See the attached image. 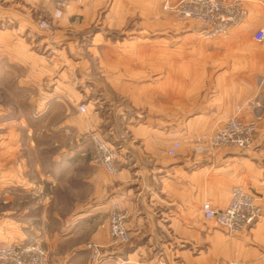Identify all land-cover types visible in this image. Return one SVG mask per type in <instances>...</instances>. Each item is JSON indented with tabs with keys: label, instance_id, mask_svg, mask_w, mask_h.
I'll return each instance as SVG.
<instances>
[{
	"label": "crops",
	"instance_id": "1",
	"mask_svg": "<svg viewBox=\"0 0 264 264\" xmlns=\"http://www.w3.org/2000/svg\"><path fill=\"white\" fill-rule=\"evenodd\" d=\"M163 3L74 0L58 10L44 0H0V81L12 98L20 89L12 100L26 106L0 108V191L32 188L30 173L61 187L59 208L68 211L47 244L60 249L51 264H92L86 239L103 247L98 264H264V40L253 38L264 0H240L244 21L211 39L202 27L199 36L148 34L166 24ZM132 19L137 32L122 35ZM234 115L257 121L249 149L195 151ZM93 135L116 149L117 174L93 162ZM174 140L180 146L170 155ZM36 151L47 154L45 174L38 160L30 164ZM233 186L256 197L261 215L228 236L201 205L225 207ZM10 200L0 207V245L29 241ZM113 203L130 235L119 247L108 232Z\"/></svg>",
	"mask_w": 264,
	"mask_h": 264
},
{
	"label": "built area",
	"instance_id": "2",
	"mask_svg": "<svg viewBox=\"0 0 264 264\" xmlns=\"http://www.w3.org/2000/svg\"><path fill=\"white\" fill-rule=\"evenodd\" d=\"M44 1L58 10H66L74 0ZM164 8H170L181 18L200 23L201 35L205 39L227 34L232 27L242 23L247 14L240 0H179L174 5L170 4L169 0H165ZM38 25L41 28L52 29V25L45 19H39ZM253 38L257 42L264 40V26L254 32ZM78 110L82 113L89 112L86 104L78 105ZM256 129L255 119L246 120L237 115L231 116L198 142L195 151L212 152L222 146H233L240 150L249 149L253 144ZM92 139L95 148L93 162L109 175L117 174L116 149L99 135H93ZM179 146L180 142L174 140L167 150L168 154H175ZM201 212L205 218L213 220L223 228L228 236H232L253 223L261 215V207L251 192L240 186H233L225 207L214 208L208 201H204ZM108 232L112 244H125L130 240L126 227V213L117 203L112 204L109 213ZM99 247L95 242L85 244V248L90 251L94 260L101 257ZM0 264H46V260L44 251L37 242L9 243L0 245Z\"/></svg>",
	"mask_w": 264,
	"mask_h": 264
},
{
	"label": "rangeland",
	"instance_id": "3",
	"mask_svg": "<svg viewBox=\"0 0 264 264\" xmlns=\"http://www.w3.org/2000/svg\"><path fill=\"white\" fill-rule=\"evenodd\" d=\"M163 8H164V3H163ZM167 10H171V9L168 8ZM170 13L169 11H166L164 13V21L166 24H164V27L162 30L160 29L153 30L152 33L148 32V34H154V33H160V32L182 34V33L192 32L197 35V33H199L198 32L199 27H201L200 23H198L195 20L181 18L177 14L172 12V10L170 11ZM136 26H137L136 22L132 19L130 24L125 26L123 30H121L120 32L122 33V35H125V34L130 35L134 32H137ZM2 84H4V82L0 81V93H6L7 96H6V99L3 100L4 104L0 103V108L8 107V108H12L14 111V108L18 107L17 106L18 105L17 101H18L20 104L22 103V105H24L23 108H25L26 110L25 100H22V99L12 100L14 97H17L16 99L19 98L18 96H20L21 90L14 89V94L12 95L13 96L12 98L11 93L13 92L10 90L11 86L9 88H3ZM6 84L10 85L12 83L6 82ZM86 107L89 111V107L87 105ZM13 117L15 119V116ZM38 139H39L38 143H41L42 140L40 139L42 138L39 137ZM94 151H93V156H94ZM57 154H58L57 152H51V156L57 155ZM44 155L46 156L47 154L42 153V151H38V152L36 151V152L30 153L29 161L31 164L33 163L34 160L35 161L38 160L39 161L38 163L41 166V173L45 174L48 170L49 162L45 161ZM93 156H92V160H93ZM53 167L54 166L52 164L51 168L53 169ZM30 174H31L30 178L32 179L31 180L32 185L30 186H32V188L31 187L26 188L27 186L24 187L21 185H18L17 187L16 186L5 187L4 190L0 191V207L1 206L4 207L5 206L4 204H8L9 205L8 207H10V201H11L10 199L13 198V201H14L13 205H17L19 208L18 209V213H19L18 220L21 224L20 225L21 230H23L24 233L26 234L27 236L26 239L29 240V241L26 240V242L25 241L21 242V244L37 242L40 245L41 249L44 251L46 264H51L52 257L57 258V254L59 253L60 249L59 247H57L51 253V250L48 248L47 244H48V241H50V238L54 241L58 240V236L60 235V232H61L60 230L61 228L65 226L64 224H65V219H66L64 216L58 215V214L60 212L61 213L67 212L68 209L63 208V207L59 208V204H60L59 196L62 194V192L59 189L61 188L59 185H50L47 180L40 178V176H37L36 173H33V174L30 173ZM48 195H53L54 198H52L51 200L50 199L48 200L47 199ZM63 195L64 193L62 194V196ZM111 208H110V211H111ZM83 242L82 243H83L84 249L86 250L88 254V260L91 261L92 264H96V263L98 264L102 262V260L105 258L103 247L99 243H97L95 240H92V239H88V240L86 239ZM88 242H95L100 246L99 247V249L101 250L100 259L94 260L91 257L90 251L85 248V244ZM125 244H112L110 240V245L112 246L119 247ZM55 253L56 255H54ZM123 262H124L123 260H120L118 261V264L120 263L123 264Z\"/></svg>",
	"mask_w": 264,
	"mask_h": 264
}]
</instances>
